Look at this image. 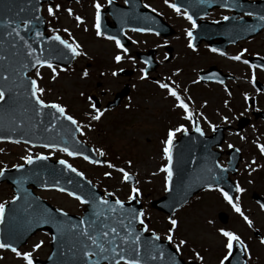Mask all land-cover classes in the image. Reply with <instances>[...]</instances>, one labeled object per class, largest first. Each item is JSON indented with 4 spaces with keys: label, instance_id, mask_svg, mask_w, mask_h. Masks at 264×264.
<instances>
[{
    "label": "rangeland",
    "instance_id": "1",
    "mask_svg": "<svg viewBox=\"0 0 264 264\" xmlns=\"http://www.w3.org/2000/svg\"><path fill=\"white\" fill-rule=\"evenodd\" d=\"M95 1L101 3L103 0H78L72 3L54 0L56 9L52 12L44 10L50 33L58 34L72 44L79 52V59L68 69L39 68L33 77L40 98L61 106L72 117L77 116L73 118L81 128L80 139L91 145L97 153L103 151L101 148L106 149L108 158L114 164L106 163L97 167L84 159H70L57 151L0 144V167L1 163L5 166L22 164L40 154L54 160L64 159L101 191L119 200H131L134 192L139 191L144 209L143 221L148 231L165 239L169 237L172 245L180 249L185 261L225 264L224 257L232 250L227 245L228 238H234L244 244L248 264H264V244L254 238L252 229L246 223L247 220L251 221L253 228L264 236V213L251 198L253 193L264 195V159H258L259 155L264 154V126H255L259 131L249 127L243 135L245 138L234 139L237 146L242 148V144L245 145L241 167L244 173L240 177L244 182L238 179V183L235 182L238 188L236 203L242 209V214L235 212V208H231L219 192L212 190L194 196L175 213L172 221L150 205L166 192L165 168L169 151L165 140L168 134L172 132L178 138L183 131L192 130L189 112L201 120L205 133H210L224 118L232 120V109L228 105L234 106L235 112L245 113L244 109L248 105L243 95L251 91L249 69L243 64L236 65L218 56H211L213 54L206 51L191 53L188 31L193 27L181 12L175 14L169 8L167 0L144 1L147 6L167 16L165 20L173 25L177 34L163 39L152 34L127 32L132 47L122 51L107 38L96 35L95 9L92 6ZM227 14L215 11L207 19L217 20ZM251 42L232 47L231 54L245 58L241 55L248 49H261L264 52V31ZM166 47L173 51V58L169 61ZM152 48L159 53L158 72L156 76L151 75L156 79L153 81L144 77V66L135 56L137 52ZM251 50L250 53H253ZM214 63L222 70L239 76L240 82H237V89L232 93L217 86L208 89L202 86L190 88L199 79L198 71ZM122 69H135L136 72L133 77L124 78L117 75ZM127 83L131 85V97L123 100L116 109L103 113V108H95L97 104L104 107L108 101H113L114 95ZM260 149L261 153L256 154ZM126 175L135 177L136 191L125 182ZM37 194L68 213L80 214L83 208L77 201L59 192L39 191ZM13 199L11 188L0 186V216L2 208ZM221 212L228 214V225L219 221ZM42 238V235L35 238L25 250H32L33 244L40 240L45 241ZM47 246L35 251V255L39 252V256L45 255ZM2 262L22 264L13 257H7Z\"/></svg>",
    "mask_w": 264,
    "mask_h": 264
},
{
    "label": "water",
    "instance_id": "2",
    "mask_svg": "<svg viewBox=\"0 0 264 264\" xmlns=\"http://www.w3.org/2000/svg\"><path fill=\"white\" fill-rule=\"evenodd\" d=\"M202 2L203 0H195L198 11L204 9ZM258 8L264 11L263 7ZM39 10L38 0H0V92L3 95L0 102V139L59 147L73 156L84 155L80 149L81 145L76 140L78 129L74 122L60 109L40 103L36 97L34 81L26 76L39 65L45 63L71 65L76 58L73 49L59 37L44 35L45 23L40 17ZM119 20L122 23L132 22L133 15L131 12L123 13ZM21 23L24 26H20ZM197 32L193 35H197ZM162 34L169 36L171 32L165 30ZM117 37L120 38V35ZM126 94L127 91L119 95V99ZM196 133L200 132L197 130ZM199 142L208 144V141L202 138H199ZM193 144L192 138H182L178 145L176 143L173 145L169 167L172 175V195L154 203L155 207L171 215L194 193L208 186L221 184L233 198L234 187L224 178L216 179L213 174L216 159L210 157L209 146L203 145L197 149ZM207 157L211 161L209 168L205 166ZM62 167L64 165L61 163L52 164L48 159L29 163L24 168V181L19 182L17 190H25L26 185L31 184L35 188H59L79 195L84 188L81 177H67L61 174L58 170ZM92 191L94 195H98L94 187ZM163 201H166L165 208L161 205ZM130 205L135 207L134 213L121 206L105 209L97 205L100 208L96 211L95 208L91 209L93 213L84 222L76 221L73 228L62 227L61 232L64 235L61 244L55 242L54 245L71 247L73 250L60 252L62 260L55 259V262L102 264L107 261L110 264H117L126 261L131 264H185L175 251L156 246L153 250L132 232L130 225L136 227L139 223L141 207L138 203ZM38 216L42 217L43 214ZM222 221L226 223L227 217L222 215ZM52 223L54 222L50 221L46 225ZM59 233L55 231L54 236L57 237ZM54 255H57V251ZM90 255H94V258L90 259ZM245 262L244 252L239 246L228 264Z\"/></svg>",
    "mask_w": 264,
    "mask_h": 264
},
{
    "label": "flooded vegetation",
    "instance_id": "3",
    "mask_svg": "<svg viewBox=\"0 0 264 264\" xmlns=\"http://www.w3.org/2000/svg\"><path fill=\"white\" fill-rule=\"evenodd\" d=\"M235 80H236V78L234 80H232V81H235ZM263 83H264V81H263ZM229 91H231V88H229ZM262 97L264 98V93H263ZM256 107H258L260 109V111H264V103H263V106H262V102L259 99H257V98H256ZM28 258L31 259L32 257L29 256Z\"/></svg>",
    "mask_w": 264,
    "mask_h": 264
}]
</instances>
